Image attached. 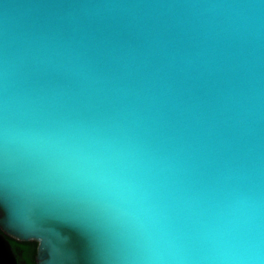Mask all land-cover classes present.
Instances as JSON below:
<instances>
[{
  "label": "water",
  "instance_id": "water-1",
  "mask_svg": "<svg viewBox=\"0 0 264 264\" xmlns=\"http://www.w3.org/2000/svg\"><path fill=\"white\" fill-rule=\"evenodd\" d=\"M264 264V0H0V264Z\"/></svg>",
  "mask_w": 264,
  "mask_h": 264
},
{
  "label": "flooded vegetation",
  "instance_id": "flooded-vegetation-1",
  "mask_svg": "<svg viewBox=\"0 0 264 264\" xmlns=\"http://www.w3.org/2000/svg\"><path fill=\"white\" fill-rule=\"evenodd\" d=\"M14 258L19 264H35L36 243L33 241H16L7 238Z\"/></svg>",
  "mask_w": 264,
  "mask_h": 264
}]
</instances>
